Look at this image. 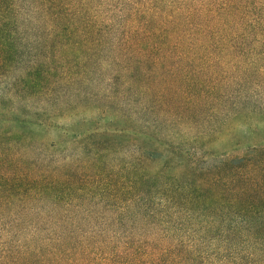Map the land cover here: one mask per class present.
Wrapping results in <instances>:
<instances>
[{"label":"trees","instance_id":"1","mask_svg":"<svg viewBox=\"0 0 264 264\" xmlns=\"http://www.w3.org/2000/svg\"><path fill=\"white\" fill-rule=\"evenodd\" d=\"M255 128L264 0H0V264H264Z\"/></svg>","mask_w":264,"mask_h":264},{"label":"rangeland","instance_id":"2","mask_svg":"<svg viewBox=\"0 0 264 264\" xmlns=\"http://www.w3.org/2000/svg\"><path fill=\"white\" fill-rule=\"evenodd\" d=\"M249 134H253V132H249ZM49 136L54 138L55 132H50ZM254 136L264 138L263 130L255 128V135ZM232 140H238L240 142L239 149H235V150H231V151L229 150L231 145H227V144H229L227 142H231ZM250 140H251V137L248 136L245 127H242V126L234 127L232 134L229 136V140L226 142L217 143L213 147V150L217 153H221L224 150L228 149V154L238 153L243 148V146H244L243 144H245L246 142H249ZM216 160H217V157H210V158H208L207 162L212 163V162H215Z\"/></svg>","mask_w":264,"mask_h":264}]
</instances>
